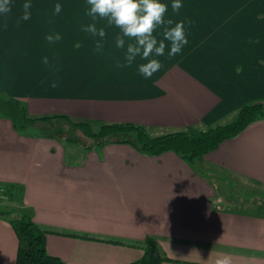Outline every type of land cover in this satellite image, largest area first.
Masks as SVG:
<instances>
[{"label":"crops","instance_id":"0c3cea01","mask_svg":"<svg viewBox=\"0 0 264 264\" xmlns=\"http://www.w3.org/2000/svg\"><path fill=\"white\" fill-rule=\"evenodd\" d=\"M30 2L23 20L25 0H12L7 30L0 15V101L19 103L27 119L62 116L95 133L133 124L151 138L198 135L264 102V0H180L178 13L161 0L166 19L184 22L188 43L172 57L169 44L155 57L163 67L147 79L139 57L117 66L127 46L116 47L117 28L97 20L103 40L82 30L93 23L86 0ZM55 34L59 41L45 39ZM155 35L163 38L159 29ZM0 184L18 188L0 203L10 214L0 216V264H15V215L47 231L48 254L65 264L133 263L143 250L129 244L147 238L159 243L163 264H212L218 253L234 264H264V120L193 167L173 153L145 157L128 145L67 151L0 121Z\"/></svg>","mask_w":264,"mask_h":264},{"label":"trees","instance_id":"16d2710c","mask_svg":"<svg viewBox=\"0 0 264 264\" xmlns=\"http://www.w3.org/2000/svg\"><path fill=\"white\" fill-rule=\"evenodd\" d=\"M16 105L23 113L27 125L47 123L54 120H64L79 129L86 139L92 142L84 150L100 149L108 145H128L137 153L145 157H159L166 153H173L188 166L193 167L196 160L204 158L215 151L222 143L235 139L251 125L264 120V102H255L244 106L236 119L227 125L210 129L198 135L193 133H174L156 138H151L146 130L133 124L103 125L95 133L86 123H72L62 116L43 117L30 120L24 116V108ZM24 128V127H22ZM15 185L0 184V203L12 201L18 190ZM1 217L9 213L0 212ZM9 223L17 238V253L15 264H65L60 258L50 256L46 250L48 232L41 229L30 217L15 215ZM85 238V236H72ZM113 245L123 244L117 240L108 241ZM143 250L140 260L129 264H163L168 261L159 243L154 238H147L144 242L129 244Z\"/></svg>","mask_w":264,"mask_h":264},{"label":"clouds","instance_id":"9594fccd","mask_svg":"<svg viewBox=\"0 0 264 264\" xmlns=\"http://www.w3.org/2000/svg\"><path fill=\"white\" fill-rule=\"evenodd\" d=\"M87 12L93 23L82 26V30L93 37L103 40L106 36L105 27H115L119 30L115 40L118 49H124L125 64H117L118 67L131 66L139 57L145 63L138 65V72L144 78H151L163 67L160 60L155 57L163 56L166 47L170 44L168 56L179 54L188 43L185 24L183 21L173 22L171 18L166 19L168 5L161 0H86ZM12 0H0V15L4 16L3 27L7 30V14L11 11ZM183 5L180 0H172L171 8L178 13ZM23 14L21 19H30V0H25L22 5ZM62 6L57 3L54 6V14L60 13ZM104 21L105 27L97 28L96 21ZM191 23V22H189ZM161 31L162 39H157L155 33ZM45 39L54 43L61 39L59 34L47 35ZM168 42L166 44L165 42ZM95 48L101 49L100 41H96ZM42 63L56 71L55 65L50 64L47 57L42 58ZM52 87H56L55 81ZM212 264H234L233 258L227 253H218Z\"/></svg>","mask_w":264,"mask_h":264},{"label":"rangeland","instance_id":"374dc122","mask_svg":"<svg viewBox=\"0 0 264 264\" xmlns=\"http://www.w3.org/2000/svg\"><path fill=\"white\" fill-rule=\"evenodd\" d=\"M0 121L10 123L20 136L49 139L60 143L67 151L81 150L92 144L79 129L61 120L27 125L21 109L8 102L0 101Z\"/></svg>","mask_w":264,"mask_h":264}]
</instances>
